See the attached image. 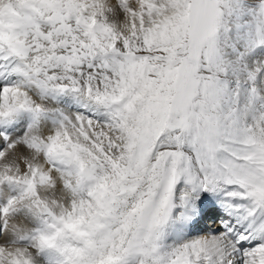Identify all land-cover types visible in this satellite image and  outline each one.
<instances>
[{
	"label": "snow or ice",
	"instance_id": "obj_1",
	"mask_svg": "<svg viewBox=\"0 0 264 264\" xmlns=\"http://www.w3.org/2000/svg\"><path fill=\"white\" fill-rule=\"evenodd\" d=\"M0 264H264V0H0Z\"/></svg>",
	"mask_w": 264,
	"mask_h": 264
}]
</instances>
